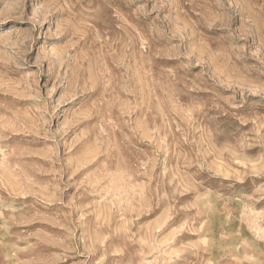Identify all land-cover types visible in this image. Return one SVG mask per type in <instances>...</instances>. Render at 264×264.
<instances>
[{"label": "rangeland", "instance_id": "rangeland-1", "mask_svg": "<svg viewBox=\"0 0 264 264\" xmlns=\"http://www.w3.org/2000/svg\"><path fill=\"white\" fill-rule=\"evenodd\" d=\"M0 264H264V0H0Z\"/></svg>", "mask_w": 264, "mask_h": 264}]
</instances>
